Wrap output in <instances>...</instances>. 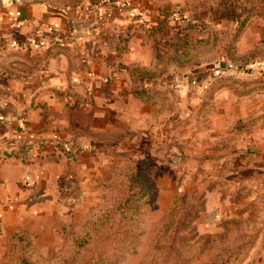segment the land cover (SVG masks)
Segmentation results:
<instances>
[{
  "label": "rangeland",
  "instance_id": "374dc122",
  "mask_svg": "<svg viewBox=\"0 0 264 264\" xmlns=\"http://www.w3.org/2000/svg\"><path fill=\"white\" fill-rule=\"evenodd\" d=\"M157 16L144 65L118 62L138 114L105 116L96 149L56 130L54 151L98 167L62 177L63 199L1 264H264V72L245 69L264 61V0H165Z\"/></svg>",
  "mask_w": 264,
  "mask_h": 264
},
{
  "label": "crops",
  "instance_id": "0c3cea01",
  "mask_svg": "<svg viewBox=\"0 0 264 264\" xmlns=\"http://www.w3.org/2000/svg\"><path fill=\"white\" fill-rule=\"evenodd\" d=\"M70 2L0 0V264L13 234L43 221L63 199L62 177L73 173L79 181L98 167L96 153L70 162L54 151L56 130L73 124L77 143L96 149L99 143L87 132L99 131L110 117L114 126L120 117L131 124L142 103L125 90L132 80L118 62L123 54L128 66L144 65L149 39L140 31L143 22H157L165 0ZM107 37L116 44L104 43ZM72 88L75 97L68 93ZM70 98L81 102L74 110ZM159 106L152 104L146 114Z\"/></svg>",
  "mask_w": 264,
  "mask_h": 264
},
{
  "label": "trees",
  "instance_id": "16d2710c",
  "mask_svg": "<svg viewBox=\"0 0 264 264\" xmlns=\"http://www.w3.org/2000/svg\"><path fill=\"white\" fill-rule=\"evenodd\" d=\"M245 69H247L248 71L257 70V71L264 72V61L250 64ZM65 148L67 149V151H69L70 146L65 145Z\"/></svg>",
  "mask_w": 264,
  "mask_h": 264
},
{
  "label": "built area",
  "instance_id": "2783aa9c",
  "mask_svg": "<svg viewBox=\"0 0 264 264\" xmlns=\"http://www.w3.org/2000/svg\"><path fill=\"white\" fill-rule=\"evenodd\" d=\"M65 145H67V144H64V147H65ZM66 149V148H65ZM66 151H67V149H66ZM70 151V150H69Z\"/></svg>",
  "mask_w": 264,
  "mask_h": 264
}]
</instances>
